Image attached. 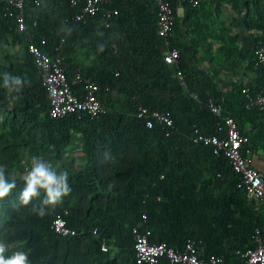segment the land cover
Masks as SVG:
<instances>
[{
    "label": "trees",
    "instance_id": "trees-1",
    "mask_svg": "<svg viewBox=\"0 0 264 264\" xmlns=\"http://www.w3.org/2000/svg\"><path fill=\"white\" fill-rule=\"evenodd\" d=\"M66 3V14H41L44 2L40 6H29L26 13L31 12L30 15L38 16L37 25L43 28L41 34H34L33 22L28 18V14H26V30L18 31L13 19L9 17L8 3L0 2V44L4 47L9 45L10 40L17 45L25 42L27 51L25 61H14L6 55L4 63L0 62V80L4 73H9L19 75L26 81L18 93L9 92L5 87L0 86V164L6 166V172L10 178L16 179L18 185L9 197L0 200V239L6 241L8 245H25L30 252L32 264H39L38 256L44 236L50 235L67 242H74L86 235H92L94 233L92 230L97 229L101 233L100 240H108L112 237L111 233L108 234L112 229L122 228L117 223L121 219L128 220L131 230L137 227L143 232L152 231L157 227L156 220L161 210L170 219L164 231L172 234L179 231L185 236L181 240L167 241L165 244L168 247L180 248L188 239L194 238V232L188 233L187 228L183 226L184 201L182 195L175 191H181L180 188H196L197 181L205 172L208 178L204 177L206 180H202V187L207 190L222 189L221 196L215 197L209 194L207 198L211 210L212 207L217 206L218 217L212 219L214 222L209 223L208 228L205 230L202 228L199 235L206 246L205 256L222 255L225 257L224 264H241L236 254L237 250L256 247L257 244L252 239L256 230H260L264 238V201H261L260 205L248 203L245 193L238 189L239 176L233 171L229 161L224 156L215 155L210 146L194 142L196 130L209 136L220 138L227 136L225 118L230 116L238 119L227 110L228 100L223 99L209 76L193 71L188 80L186 69L189 68L182 55L178 64L168 65L181 71L189 86V90L185 91L180 84L178 85L179 93L176 92L179 94L181 105L177 103L162 105L161 100L144 97L143 84L136 78L143 73V67L151 62V56L144 58L141 54L135 55V52H131L132 55L129 54L125 61L122 60L121 67L117 65L115 72L107 80L105 14L107 5L85 22L76 23L71 20L74 11L71 0H66ZM53 15H56V18L54 23H51ZM49 30L55 31L53 41H49L50 36L47 35ZM34 35L35 39H33ZM157 35L165 41L163 37ZM63 38L65 43L61 56L64 48L66 51V47L68 49L75 43L78 49H88L85 55L87 58L92 55L102 64L100 70H92L95 74L90 72L86 74L78 67L99 86L98 99L105 113L94 119L81 113L69 114L61 119L50 117V95L43 85L42 70L28 52V45L34 42L43 52L59 55L60 52L56 49ZM153 57V59L157 58V52L153 53ZM124 62L125 66H123ZM63 63L64 66L65 63L73 65L64 58ZM76 69L74 68L73 72ZM258 69L263 70L264 67ZM72 74L66 71L69 80L72 79ZM146 88H149V84ZM74 90L77 91L78 88L74 87ZM242 90L243 88H240L236 92L242 109L247 113H255L261 118L262 111H249L245 108V96ZM194 94L198 95L197 99L194 98ZM211 100L221 105L220 116L211 111ZM141 107L150 111H169L174 127L165 130L155 123L153 128H148L145 121L138 118ZM95 123L111 126L109 131H101L95 136L97 141L94 143V149L99 153L118 160L140 155L147 161L144 163L127 161L122 168L120 163H116L115 170L121 175L125 174L126 177L118 174L107 180H93L84 173L72 176L69 178L71 192L64 196L61 202L48 206L43 216L34 212L32 205L13 207V202L18 198L20 188L23 187L22 177L25 173L19 172L23 153L41 156L49 148L60 152L63 146L70 142L73 132L81 131L82 128L84 131L85 125ZM261 125L264 127L262 123ZM129 133L138 135L135 141L124 135ZM90 139L93 137H87V147H90L88 144ZM155 156L158 157L157 162L150 160ZM178 171H184L186 174L190 172V175L175 177L174 173L177 174ZM139 173H142L143 177H139ZM136 174L137 177L134 176ZM95 182L101 186L112 184L113 188L107 190L105 195L103 188L98 190L94 187ZM190 202L193 204V200ZM58 216H63L78 234L73 237L56 234L52 229V223ZM216 222L217 226H214ZM150 241L157 244L162 242L157 241L154 234L150 236ZM160 264L170 263L162 259Z\"/></svg>",
    "mask_w": 264,
    "mask_h": 264
},
{
    "label": "crops",
    "instance_id": "crops-1",
    "mask_svg": "<svg viewBox=\"0 0 264 264\" xmlns=\"http://www.w3.org/2000/svg\"><path fill=\"white\" fill-rule=\"evenodd\" d=\"M79 1L82 3V0ZM199 1V6H192L181 0L172 1L176 15V23L170 38L172 47L177 48L184 61L187 62L188 80L193 71L209 76L223 99L228 100L227 110L238 118V124L243 133L250 137L249 154L254 159L255 167L264 174V127L261 125V118L255 113L245 112L236 97V92L240 88H249L254 94L264 92V69L259 70L254 65L255 49L264 39V0ZM0 2H7V0H0ZM66 4V0H46L44 9L40 13L66 14ZM73 10L74 14L75 9ZM107 12L113 13L112 19L107 21V80L115 72L116 66L121 67L120 63L125 61L129 54L132 55L131 52H135V55L141 54L144 58L151 56V62L143 67V73L140 76L137 75L136 78L143 84L144 97L161 100L162 105H174L175 103L181 105L180 97H178L180 79L176 75L177 70L162 60L166 42L157 35L158 16L154 0H109ZM26 14L33 22V33L41 34L43 28L37 25L39 17L30 15L31 12ZM51 17L53 18L52 20L50 18L51 23H54L56 15ZM42 18L48 19L45 16ZM49 25H51L50 22ZM47 35L50 36L49 41H53L55 31L49 30ZM64 43L63 38L56 50L60 52L58 53L60 57L73 64L71 66L65 63V71L72 74L74 68L79 67L87 74L94 73L92 71L94 69L102 68V64L98 63L94 56L91 55L88 58L85 56L88 49H78L75 43L68 49L66 47V51L64 48L61 56ZM154 52H157L156 59H153ZM6 55L14 61H25L27 58L26 43L17 45L10 40L8 46L2 47L0 44V62L4 63ZM147 84L149 88H146ZM110 129L111 126H101L96 123L85 125L84 131L82 128L81 131L72 133L70 142L64 145L60 152L49 148L40 157L51 162L58 170H67L69 178L84 173L93 180H107L118 174L121 175L118 170H115L117 169L116 163H120L122 168L127 161L138 163L147 161L144 156L140 155L123 160L109 158L94 149V143L97 141L95 136H98L101 131L105 132ZM124 135L133 141L138 136L135 133ZM88 136L93 137L88 141L90 147H87ZM140 137L143 138L142 135ZM32 157L27 152L23 153L19 172L25 173L30 168ZM150 160L157 162L158 157H152ZM184 171H178L177 174L174 173V176L190 175V172L186 174ZM121 176L126 177L125 174ZM134 176L137 177V174ZM138 176L143 177V174L139 173ZM204 177L208 178L205 172L197 181L196 188H180L181 191L175 192L182 195L184 201L182 210L185 212L186 220L183 218V226L187 228L188 233L194 232V238L188 239L186 243L189 240L202 243L206 250L205 243L199 235L202 228L203 230L208 228V224L214 222L212 219L218 217L217 206L212 207L211 210L208 207L207 198L209 194L215 197L221 196L222 189L207 190L202 187V180H206ZM94 185L98 190L103 188L105 195H107V190L113 188L112 184L101 186L95 182ZM254 204L260 205L261 201L254 202ZM169 222L170 219L160 210L156 220L157 227L150 232L151 236L155 235L157 241H162L161 244L185 237L179 231L173 234L164 231V227L168 226ZM117 223L122 228L112 229L108 233L112 234L111 239H103V241L100 240L102 239L101 233L97 229L92 230L94 232L92 235H86L74 242H67L50 235L44 236L38 256L39 264H135L133 229H130L128 220L121 219ZM215 225L217 226V222L214 223ZM103 244L107 245L109 249L107 252L102 251ZM183 247L184 245L180 248ZM17 249L28 251L25 245H9V254Z\"/></svg>",
    "mask_w": 264,
    "mask_h": 264
},
{
    "label": "built area",
    "instance_id": "built-area-1",
    "mask_svg": "<svg viewBox=\"0 0 264 264\" xmlns=\"http://www.w3.org/2000/svg\"><path fill=\"white\" fill-rule=\"evenodd\" d=\"M46 0H7L9 5V17H11L18 31L26 30V10L29 6H40ZM173 0H155L158 16V34L165 39L166 47L162 52L163 61L167 65L179 63L180 51L172 47L170 38L176 23V15L172 6ZM192 6H199V0H181ZM109 0H72L75 12L71 18L73 22H85L90 16L96 15ZM107 21L112 18V12H106ZM28 52L33 56L35 63L42 70L43 85L50 95V117L61 119L69 114L81 113L91 119L102 115L105 110L98 99L99 86L90 77L77 68L72 79L66 75L62 58L59 55H49L43 52L34 43L28 45ZM255 66H264V39L255 49ZM180 85L188 90V85L181 71H177ZM74 87L78 90L75 91ZM245 96V108L249 111L260 110L263 112L261 122L264 125V92L254 94L249 88H243ZM197 99L198 95L194 94ZM211 111L220 116L221 105L211 100ZM138 118L145 121L148 128H153L155 123L165 130L174 127L172 115L166 110L150 111L141 107ZM227 136L204 135L196 130L194 142L210 146L217 156H224L230 163L233 171L239 176L238 189L246 195L248 203L264 201V174L255 167L254 159L249 154L248 147L251 140L243 133L235 117L225 118ZM146 218V217H144ZM53 231L62 237H73L78 234L77 230L70 227L63 216H58L52 223ZM134 254L136 264H160L166 259L170 264H224L225 257L222 255L205 256V247L202 243L189 240L183 248L168 247L166 244H157L150 241V231H140L133 228ZM252 239L256 242L255 248L239 250L238 256L241 264H264V238L260 230H256ZM102 251L109 249L106 244L102 245Z\"/></svg>",
    "mask_w": 264,
    "mask_h": 264
},
{
    "label": "clouds",
    "instance_id": "clouds-1",
    "mask_svg": "<svg viewBox=\"0 0 264 264\" xmlns=\"http://www.w3.org/2000/svg\"><path fill=\"white\" fill-rule=\"evenodd\" d=\"M25 83L23 77L9 73H4L0 80V86L14 93L20 92ZM22 180L23 187L20 188L13 207L32 205V210L40 216L46 214L48 206L61 202L63 197L71 192L68 171L58 170L40 156L32 157L31 166ZM17 186L16 179L10 178L6 172V166L0 164V200L9 197ZM0 264H32V260L29 252L23 249L9 254L8 243L0 239Z\"/></svg>",
    "mask_w": 264,
    "mask_h": 264
}]
</instances>
